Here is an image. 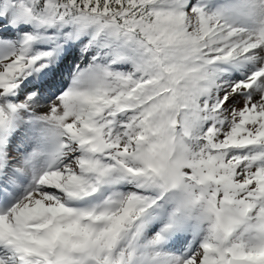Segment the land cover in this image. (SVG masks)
<instances>
[{"label":"snow or ice","instance_id":"snow-or-ice-1","mask_svg":"<svg viewBox=\"0 0 264 264\" xmlns=\"http://www.w3.org/2000/svg\"><path fill=\"white\" fill-rule=\"evenodd\" d=\"M0 264H264V0H0Z\"/></svg>","mask_w":264,"mask_h":264}]
</instances>
